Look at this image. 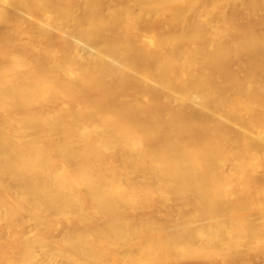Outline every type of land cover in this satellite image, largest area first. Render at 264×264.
Masks as SVG:
<instances>
[{
    "label": "bare ground",
    "instance_id": "6f19581e",
    "mask_svg": "<svg viewBox=\"0 0 264 264\" xmlns=\"http://www.w3.org/2000/svg\"><path fill=\"white\" fill-rule=\"evenodd\" d=\"M0 264H264V0H0Z\"/></svg>",
    "mask_w": 264,
    "mask_h": 264
}]
</instances>
